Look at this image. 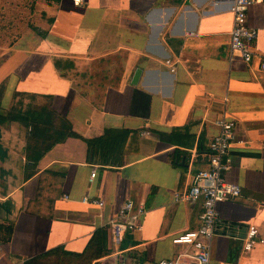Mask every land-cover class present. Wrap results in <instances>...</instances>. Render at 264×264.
Masks as SVG:
<instances>
[{
  "label": "crops",
  "instance_id": "crops-1",
  "mask_svg": "<svg viewBox=\"0 0 264 264\" xmlns=\"http://www.w3.org/2000/svg\"><path fill=\"white\" fill-rule=\"evenodd\" d=\"M231 4L0 0V116L47 106L76 134L39 156L46 143L26 124L0 121V264L82 252L97 230L106 251L91 264L176 257L173 235L201 225L202 200L182 196L225 109L237 130L224 177L242 195L218 205L210 264H264V242L243 248L250 225L264 237V0L248 14L249 64L230 60ZM128 200L145 210L142 229L119 236L109 221Z\"/></svg>",
  "mask_w": 264,
  "mask_h": 264
},
{
  "label": "built area",
  "instance_id": "built-area-1",
  "mask_svg": "<svg viewBox=\"0 0 264 264\" xmlns=\"http://www.w3.org/2000/svg\"><path fill=\"white\" fill-rule=\"evenodd\" d=\"M84 0H74L80 5ZM259 0H231L233 27L230 38V60L239 59L247 64L255 57L254 45L259 31L248 21L250 8ZM260 68L264 70V54L260 56ZM218 133L209 143V155L206 169L200 170L194 176L189 191L184 194L186 200L197 202L202 200L203 213L201 225L197 229H185L173 235L172 242L179 248L176 257L164 258L154 264H210L212 240L217 234L220 222L218 205L225 201L240 197L242 187L226 180L224 173L231 168L230 149L236 138L237 122L225 109L217 118ZM96 172H92L95 177ZM84 201L102 206L103 201L84 197ZM144 208L136 207L133 200H128L119 209L109 224L114 234L121 235L129 231L141 230L140 217ZM264 242L258 227L254 224L248 227L244 237V250L250 252L256 244ZM139 264H147L139 261Z\"/></svg>",
  "mask_w": 264,
  "mask_h": 264
},
{
  "label": "trees",
  "instance_id": "trees-1",
  "mask_svg": "<svg viewBox=\"0 0 264 264\" xmlns=\"http://www.w3.org/2000/svg\"><path fill=\"white\" fill-rule=\"evenodd\" d=\"M6 118L20 120L26 124L30 131V140H36L35 145L38 142L46 143L40 149L38 148L39 156L57 142L63 141L67 136L76 135L71 123L47 106L37 109L30 108L25 111H10L7 117L0 116V121ZM98 140H88L89 145H96ZM103 239L102 230H97L82 252L69 251L58 246L28 259L24 264H91L95 259L102 257L106 251Z\"/></svg>",
  "mask_w": 264,
  "mask_h": 264
},
{
  "label": "water",
  "instance_id": "water-1",
  "mask_svg": "<svg viewBox=\"0 0 264 264\" xmlns=\"http://www.w3.org/2000/svg\"><path fill=\"white\" fill-rule=\"evenodd\" d=\"M139 74V71H138V73H137V75ZM137 75H136V77H137Z\"/></svg>",
  "mask_w": 264,
  "mask_h": 264
}]
</instances>
